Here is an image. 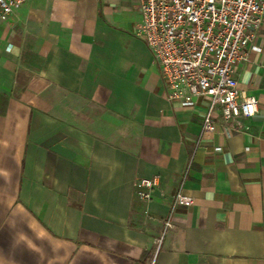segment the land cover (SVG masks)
Instances as JSON below:
<instances>
[{"label": "crops", "instance_id": "obj_1", "mask_svg": "<svg viewBox=\"0 0 264 264\" xmlns=\"http://www.w3.org/2000/svg\"><path fill=\"white\" fill-rule=\"evenodd\" d=\"M141 21L140 0H28L0 22V264H264V26L236 74L258 112L226 136L168 99Z\"/></svg>", "mask_w": 264, "mask_h": 264}, {"label": "built area", "instance_id": "obj_2", "mask_svg": "<svg viewBox=\"0 0 264 264\" xmlns=\"http://www.w3.org/2000/svg\"><path fill=\"white\" fill-rule=\"evenodd\" d=\"M28 0H0V22L6 23ZM142 21L136 36L153 53L168 99L194 107L207 101L203 134L233 136L247 130L258 112V99L240 89L239 66L264 26V0H140ZM188 169L183 173L184 181ZM184 181L175 205L189 206ZM158 176L135 183L138 196L151 201ZM172 228L171 220L166 222Z\"/></svg>", "mask_w": 264, "mask_h": 264}]
</instances>
